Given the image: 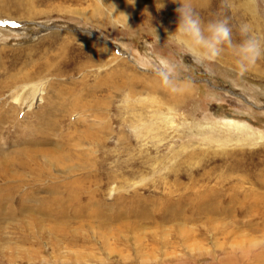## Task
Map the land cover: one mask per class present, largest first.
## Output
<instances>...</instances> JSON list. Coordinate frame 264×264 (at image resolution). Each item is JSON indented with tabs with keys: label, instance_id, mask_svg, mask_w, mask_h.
Returning a JSON list of instances; mask_svg holds the SVG:
<instances>
[{
	"label": "rangeland",
	"instance_id": "1",
	"mask_svg": "<svg viewBox=\"0 0 264 264\" xmlns=\"http://www.w3.org/2000/svg\"><path fill=\"white\" fill-rule=\"evenodd\" d=\"M181 3L264 37V0H0V264H264V57L194 61Z\"/></svg>",
	"mask_w": 264,
	"mask_h": 264
},
{
	"label": "clouds",
	"instance_id": "2",
	"mask_svg": "<svg viewBox=\"0 0 264 264\" xmlns=\"http://www.w3.org/2000/svg\"><path fill=\"white\" fill-rule=\"evenodd\" d=\"M181 5L177 9L178 28L173 35L176 36L177 43L186 49V54L194 61L215 63L228 49L235 57L237 75L243 77L258 60L264 57V37L256 35L250 24L242 23L239 26L241 40L236 43L233 39V29L226 15L204 26L201 18L190 5L185 3ZM224 6L230 7L227 3ZM156 75L171 91L182 90L183 86L177 83L174 62L163 60L156 70Z\"/></svg>",
	"mask_w": 264,
	"mask_h": 264
},
{
	"label": "snow or ice",
	"instance_id": "3",
	"mask_svg": "<svg viewBox=\"0 0 264 264\" xmlns=\"http://www.w3.org/2000/svg\"><path fill=\"white\" fill-rule=\"evenodd\" d=\"M3 24V22H0V25H2Z\"/></svg>",
	"mask_w": 264,
	"mask_h": 264
},
{
	"label": "bare ground",
	"instance_id": "4",
	"mask_svg": "<svg viewBox=\"0 0 264 264\" xmlns=\"http://www.w3.org/2000/svg\"><path fill=\"white\" fill-rule=\"evenodd\" d=\"M95 14V13H94Z\"/></svg>",
	"mask_w": 264,
	"mask_h": 264
}]
</instances>
